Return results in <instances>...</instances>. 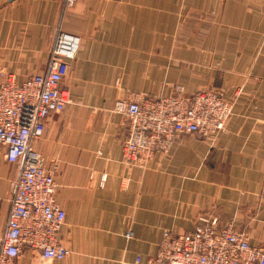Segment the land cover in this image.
<instances>
[{
	"label": "crops",
	"instance_id": "crops-1",
	"mask_svg": "<svg viewBox=\"0 0 264 264\" xmlns=\"http://www.w3.org/2000/svg\"><path fill=\"white\" fill-rule=\"evenodd\" d=\"M61 32L79 38L61 82L70 101L31 145L57 184L70 254L25 247L16 264H147L165 230L190 232L203 216L264 248V0H0V70L44 74ZM179 86L222 88L235 102L226 130L125 164L115 102ZM6 152L0 143V240L17 173Z\"/></svg>",
	"mask_w": 264,
	"mask_h": 264
},
{
	"label": "built area",
	"instance_id": "built-area-1",
	"mask_svg": "<svg viewBox=\"0 0 264 264\" xmlns=\"http://www.w3.org/2000/svg\"><path fill=\"white\" fill-rule=\"evenodd\" d=\"M78 45L77 36L59 33L46 72L22 82L0 70V143L7 146V160L17 165L0 264H16L25 247L39 250L45 259L63 260L70 254L58 236L66 212L55 199L57 184L31 142L43 135L46 119L70 101L61 82ZM234 105L222 88L188 95L182 86L171 96L140 94L117 100L113 112L123 116L127 127L124 163L146 165L157 153L169 152L180 135L216 138L226 130ZM147 264H264V248L251 244L231 221L221 225L218 218L203 216L190 232L165 230L157 254Z\"/></svg>",
	"mask_w": 264,
	"mask_h": 264
}]
</instances>
